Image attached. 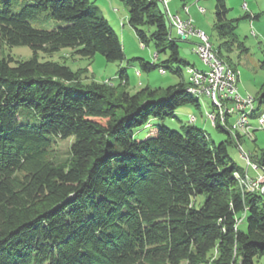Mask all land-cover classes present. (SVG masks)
Returning <instances> with one entry per match:
<instances>
[{"label":"trees","instance_id":"trees-1","mask_svg":"<svg viewBox=\"0 0 264 264\" xmlns=\"http://www.w3.org/2000/svg\"><path fill=\"white\" fill-rule=\"evenodd\" d=\"M120 1L141 43L155 42L157 60L164 54L160 63L140 58L144 68L170 69L177 83L131 93L122 89L129 83L125 69L110 79L116 88L81 82L68 64L41 60L38 52L72 48L80 56L124 59L122 40L101 8L91 0H32L14 11L2 0L0 264H255L264 257V189L249 187L250 166L229 153L236 144L229 117L222 124L214 112L215 126L229 134L219 143L193 123L180 130L156 125L146 137L135 136L152 118L200 103L189 90L190 75L169 66L194 64L180 56L161 1ZM226 1L216 0V26L222 38H234L238 19L227 18ZM42 11L67 24L35 27L30 19ZM5 44L28 45L34 55H2ZM23 108L33 110L36 123L20 122ZM72 136L59 157L55 143ZM257 163L264 169V155Z\"/></svg>","mask_w":264,"mask_h":264},{"label":"rangeland","instance_id":"rangeland-1","mask_svg":"<svg viewBox=\"0 0 264 264\" xmlns=\"http://www.w3.org/2000/svg\"><path fill=\"white\" fill-rule=\"evenodd\" d=\"M0 10L3 8V2L0 0ZM14 11H19L25 3H31L32 0H10ZM95 5L99 6L109 20L112 27L120 36L123 44L125 57L122 60L109 62L104 56L96 53L94 56H80L72 48H62L53 53L39 51L38 57L41 60H58L68 64L73 70L77 71L79 80L84 83L93 81L107 85L110 88H116L117 84L111 81L121 69H125L129 75V83L123 85V90L131 93L146 87L147 85L153 89H166L179 81V76L168 69L163 72L159 67L153 69H145L142 61H156L160 63L164 58V54H159L157 60V47L153 40L148 43H141L133 26L129 24L128 7L120 0H91ZM248 2V4H247ZM245 3L247 7H245ZM228 8L227 18L238 19L235 27V37L228 36L222 38L216 26V0H173L169 3V10L175 15L187 14V6L191 8V17L197 29L203 30L211 39L215 48H220L224 54V59L235 68L238 72V87L240 93L244 96L253 97L256 105V112L261 114L259 117H248L252 124V135L245 134L234 127L237 114L229 117L232 137L235 143L229 144V153L234 160L242 167L247 168L248 163L244 156H249L252 162L259 165L260 158L264 155V127H261L260 121L264 118V104L259 103L260 93L264 84V0H227ZM162 9L166 7L161 2ZM200 7L204 8L203 10ZM186 8V10H185ZM117 9V10H116ZM47 12L42 11L38 17H33L30 22L39 28L52 29L57 26L66 25L63 20L46 18ZM250 15V16H249ZM258 15L257 17H254ZM148 33L154 28L143 27ZM172 37L177 40L180 47V56L189 63H194L198 69H206L203 67L202 60L193 50L197 39L190 37L183 40L176 32L175 28L171 30ZM228 40L227 43L225 41ZM217 50V49H216ZM218 51V50H217ZM218 52V53H219ZM2 55L11 54L17 59H27L34 55V50L28 45L2 47ZM14 63V62H13ZM197 65V66H196ZM169 66L173 70L180 69L187 78L192 73L189 66L176 61H171ZM193 68V67H192ZM237 72V73H238ZM200 103L199 106L189 103L181 105L173 116H166L163 119L152 118L148 125L136 130L135 136L138 138L146 137L156 125H166L174 129H181L183 124L193 123L194 125L204 128L210 136L212 143H219L229 138L227 132L218 129L208 116L210 112H217V108L213 106L212 100L206 95H192ZM20 122L36 123L37 119L32 109L23 108L20 111ZM194 116V118L192 117ZM256 128V129H254ZM237 133L243 135L237 140ZM74 137L65 140H59L55 143L56 154L59 157L67 155L68 149L71 147ZM258 170V173H255ZM254 170L248 168L250 175H262L264 179V169ZM242 229H246L247 223L244 219L240 223ZM255 264H264V257H256Z\"/></svg>","mask_w":264,"mask_h":264},{"label":"built area","instance_id":"built-area-1","mask_svg":"<svg viewBox=\"0 0 264 264\" xmlns=\"http://www.w3.org/2000/svg\"><path fill=\"white\" fill-rule=\"evenodd\" d=\"M172 0H163L167 6V11L172 21L173 28L176 29L177 34L184 40L190 37H195V47L193 50L199 58L202 60L203 67L213 69V77H215L214 89H206V83L204 79L196 76V69H194V82L189 84V88L199 89L210 98L217 99L219 105L223 106L222 118L232 117L235 112H239L244 104H250L249 96L241 97L240 93L234 91L230 81L226 77L225 69L221 58L215 54L214 44L210 37L197 27L193 23L191 17L190 8L187 6V17L176 16L169 10V3ZM117 10V9H116ZM192 69L191 66H189ZM260 121L261 127H264V118ZM244 125H248L250 133L252 134L253 126L250 122L243 120ZM247 160L248 166L254 170L260 169V166L251 161L249 156H244ZM258 172V170H257ZM248 175H250L248 173ZM262 175L256 176L255 178L250 175V179L253 182V188L264 189V179Z\"/></svg>","mask_w":264,"mask_h":264},{"label":"bare ground","instance_id":"bare-ground-1","mask_svg":"<svg viewBox=\"0 0 264 264\" xmlns=\"http://www.w3.org/2000/svg\"><path fill=\"white\" fill-rule=\"evenodd\" d=\"M160 1L166 7V12H167V14L169 16V13L167 11V6H166L165 2H163V0H160ZM245 7H247L246 3H245ZM200 9L203 10L204 8L200 7ZM185 10H186V8H185ZM176 16H179V15H176ZM169 18H170V16H169ZM170 21H171V18H170ZM171 23H172V21H171ZM214 51H215V54L218 55V57H220V55L218 54V52L215 49V47H214ZM220 58H221V61L223 63V67L225 69L226 77L230 81L232 88L234 89V91L240 93L239 87H238L239 80H238V76H237V74L239 75V72L235 68L231 67V65L226 60H224L222 57H220ZM194 69H196V76L200 77V79H204L205 80L206 89H214L215 77H213V69L212 68L198 69L196 67H193L192 68V73H191L190 78H189L190 79V83L194 82ZM163 72H165V71L163 70ZM189 90L191 92L195 93V94H198V95H205L203 93V91H201L199 89L190 88ZM240 95H241V97H248V96L242 95L241 93H240ZM210 99L212 100V103H214V105L218 109V115H219L220 122L222 124H224L227 121L226 119L228 117L222 118L223 106L218 104L217 99H215V98H210ZM249 102H250V104H244L241 107V110L239 112H235L234 113V114L238 115V117H236L237 120H235L234 127H236L241 132L243 131V133H245V134H250V129H249L248 125H244L243 124V120L249 122L248 117H250V115L256 109L255 100L253 99V97L249 96ZM208 116L213 121V124H215V120H216V117H217L216 114L214 112H210V113H208ZM192 117L194 118V116H192ZM245 179H246V177H245ZM245 179L243 180L244 182H245ZM247 181H248L247 183L250 185L249 187L253 188V182L251 181V179L249 177H247Z\"/></svg>","mask_w":264,"mask_h":264},{"label":"crops","instance_id":"crops-1","mask_svg":"<svg viewBox=\"0 0 264 264\" xmlns=\"http://www.w3.org/2000/svg\"><path fill=\"white\" fill-rule=\"evenodd\" d=\"M173 1V0H172ZM247 4H248V2H247ZM190 13H191V8H190ZM182 17H187L188 15L186 14V12L184 11L183 12V15H181ZM250 16V15H249ZM258 15H255L254 17H257ZM189 39V38H188ZM187 39V40H188ZM184 40V39H183ZM194 64V63H193ZM194 66H195V64H194ZM197 66V65H196ZM241 92V91H240ZM259 116H261V114H259V113H257V112H255L253 115H252V117H259ZM254 129H256V128H254ZM255 173H258V172H255Z\"/></svg>","mask_w":264,"mask_h":264}]
</instances>
